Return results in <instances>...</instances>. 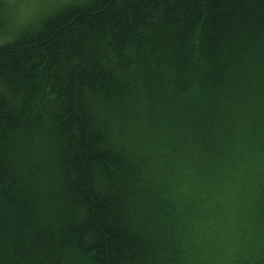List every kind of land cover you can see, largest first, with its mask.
Returning <instances> with one entry per match:
<instances>
[{
    "label": "trees",
    "instance_id": "obj_1",
    "mask_svg": "<svg viewBox=\"0 0 264 264\" xmlns=\"http://www.w3.org/2000/svg\"><path fill=\"white\" fill-rule=\"evenodd\" d=\"M71 1L0 0V264H264V0Z\"/></svg>",
    "mask_w": 264,
    "mask_h": 264
},
{
    "label": "rangeland",
    "instance_id": "obj_2",
    "mask_svg": "<svg viewBox=\"0 0 264 264\" xmlns=\"http://www.w3.org/2000/svg\"><path fill=\"white\" fill-rule=\"evenodd\" d=\"M11 1V5L13 8L12 15L15 12L13 26L15 29L19 27H36L35 25L37 22L44 18L46 15L48 16L55 7L64 3V0H58L56 4L49 5L46 7H34L31 4L27 3L26 0H9ZM66 3L72 2L71 0H65ZM46 16V18H47ZM20 25V26H19ZM0 42L3 40L4 37L0 36Z\"/></svg>",
    "mask_w": 264,
    "mask_h": 264
},
{
    "label": "snow or ice",
    "instance_id": "obj_3",
    "mask_svg": "<svg viewBox=\"0 0 264 264\" xmlns=\"http://www.w3.org/2000/svg\"><path fill=\"white\" fill-rule=\"evenodd\" d=\"M26 2L34 7H46L56 4L58 0H26Z\"/></svg>",
    "mask_w": 264,
    "mask_h": 264
}]
</instances>
